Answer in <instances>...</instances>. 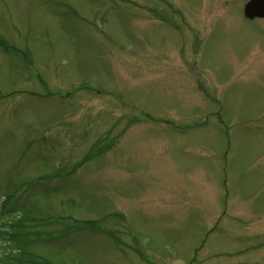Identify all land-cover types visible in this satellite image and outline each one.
Returning <instances> with one entry per match:
<instances>
[{
	"label": "rangeland",
	"instance_id": "rangeland-1",
	"mask_svg": "<svg viewBox=\"0 0 264 264\" xmlns=\"http://www.w3.org/2000/svg\"><path fill=\"white\" fill-rule=\"evenodd\" d=\"M246 1L0 0V264H264Z\"/></svg>",
	"mask_w": 264,
	"mask_h": 264
},
{
	"label": "water",
	"instance_id": "water-1",
	"mask_svg": "<svg viewBox=\"0 0 264 264\" xmlns=\"http://www.w3.org/2000/svg\"><path fill=\"white\" fill-rule=\"evenodd\" d=\"M243 16L248 20L262 18L264 20V0H248L243 6Z\"/></svg>",
	"mask_w": 264,
	"mask_h": 264
}]
</instances>
